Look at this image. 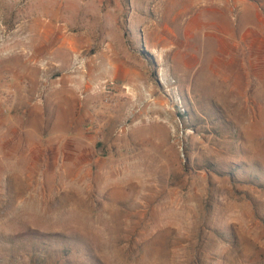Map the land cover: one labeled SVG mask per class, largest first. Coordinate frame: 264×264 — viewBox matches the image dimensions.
I'll use <instances>...</instances> for the list:
<instances>
[{
	"label": "rangeland",
	"instance_id": "obj_1",
	"mask_svg": "<svg viewBox=\"0 0 264 264\" xmlns=\"http://www.w3.org/2000/svg\"><path fill=\"white\" fill-rule=\"evenodd\" d=\"M0 264H264V0H0Z\"/></svg>",
	"mask_w": 264,
	"mask_h": 264
},
{
	"label": "bare ground",
	"instance_id": "obj_2",
	"mask_svg": "<svg viewBox=\"0 0 264 264\" xmlns=\"http://www.w3.org/2000/svg\"><path fill=\"white\" fill-rule=\"evenodd\" d=\"M22 45V44H21Z\"/></svg>",
	"mask_w": 264,
	"mask_h": 264
}]
</instances>
